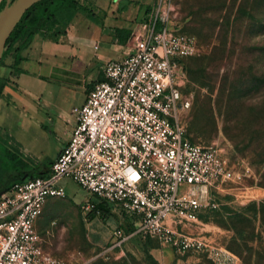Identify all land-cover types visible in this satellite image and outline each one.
Returning <instances> with one entry per match:
<instances>
[{
    "label": "rangeland",
    "instance_id": "rangeland-1",
    "mask_svg": "<svg viewBox=\"0 0 264 264\" xmlns=\"http://www.w3.org/2000/svg\"><path fill=\"white\" fill-rule=\"evenodd\" d=\"M120 1L132 4L144 20L157 2ZM170 13V25L195 35L201 46L199 55L186 60L188 81L183 92L192 101L183 116L188 137L223 149L232 170L231 178L213 189L214 210H203L198 220L174 229L180 239L204 245L180 249L135 233L134 219L124 214L126 241L96 257L107 245L90 244L87 223L92 218L83 210L98 197L71 179L61 181L66 198L48 197L37 228L54 254L67 258L81 252L95 257L93 264H264V0H171ZM95 52L119 58L111 47L89 49L90 56ZM70 64L63 63L55 73L44 69L45 80L33 88L43 94L44 121L40 117L36 123L29 121L19 108H12L6 117L29 152L25 160L33 166L56 157L62 146L60 131L45 118L61 124L75 121L73 109L82 106L95 83L87 78L88 72L68 68ZM102 205L101 222L111 228L107 218L115 206Z\"/></svg>",
    "mask_w": 264,
    "mask_h": 264
},
{
    "label": "built area",
    "instance_id": "built-area-1",
    "mask_svg": "<svg viewBox=\"0 0 264 264\" xmlns=\"http://www.w3.org/2000/svg\"><path fill=\"white\" fill-rule=\"evenodd\" d=\"M171 0H157L133 33L136 44L124 57L102 67V79L75 109L73 133L50 171L19 181L0 194V264H91L81 252L54 254L37 228L48 197L66 198L64 179L98 197L97 203L132 217L135 233L187 249L195 239L174 230L215 207L213 189L232 176L223 149L192 142L183 121L191 98L186 59L201 53L195 35L170 25ZM97 209L96 214H100ZM96 257L122 246L127 236L114 230Z\"/></svg>",
    "mask_w": 264,
    "mask_h": 264
},
{
    "label": "crops",
    "instance_id": "crops-1",
    "mask_svg": "<svg viewBox=\"0 0 264 264\" xmlns=\"http://www.w3.org/2000/svg\"><path fill=\"white\" fill-rule=\"evenodd\" d=\"M4 2L5 0H0V8ZM87 3L102 17V24L92 21L84 14H77L59 40L36 34L30 46L22 51L24 59L19 64H14L15 55L11 52L0 68V76L7 81L0 98V137L10 146L13 145L14 151H18L25 159L29 152L23 148L24 143L14 132V127L5 120L12 108H19L24 116L29 117V121L38 122L39 119H35L36 117H40L41 122L44 121L43 94L33 92V88L39 86L46 78L42 71L47 69L49 73H55L62 69L63 63L70 62L68 68L83 69L84 73H89L87 78L96 82L102 79L103 63L112 58L98 52L90 56L89 49L97 51L100 45L111 47L119 53V58H122L136 44L133 33L141 23L137 20H144V15L141 16L137 8H133L127 1L120 0H90ZM117 29H121L119 35ZM86 99L87 95L85 101ZM75 109L78 108L73 109V114L76 115ZM45 120L54 122L55 128L61 134L62 146L57 157L69 141L77 117L75 121L67 119L64 124L54 121L50 116ZM56 157L47 160L48 162L42 166L43 172L50 171ZM112 212L113 215L107 218L111 228H105L100 215L93 216L87 223L88 241L95 248L109 245L116 227H121L126 232V228H123L126 224L124 213L117 209H113Z\"/></svg>",
    "mask_w": 264,
    "mask_h": 264
},
{
    "label": "trees",
    "instance_id": "trees-1",
    "mask_svg": "<svg viewBox=\"0 0 264 264\" xmlns=\"http://www.w3.org/2000/svg\"><path fill=\"white\" fill-rule=\"evenodd\" d=\"M88 1L90 0H40L32 5L24 13L7 40V48L1 60L0 68L6 56L11 52L15 55L14 64H19L24 59L21 54L22 51L30 46L36 34H42L46 38L59 40L60 36L66 32L70 22L77 14H84L92 21L102 24V17L93 10L87 3ZM6 2L7 0H5L0 11L3 9ZM148 11H150V7ZM120 33L121 29H117V34L119 35ZM6 84L7 81L0 76V98L3 95ZM47 162L48 161H45L43 164L36 166L31 165L18 153V151H14L8 142H5L0 137V171H11L16 174V177L12 181L0 187V192L9 188L16 182L47 174L49 171H42V166ZM214 208L215 207H209L207 210L213 211ZM97 209L104 210V207L101 203L96 204V207L88 216L91 218L95 216ZM200 215L201 212L199 213V216ZM149 257L152 258L151 255H149ZM91 264H93V262Z\"/></svg>",
    "mask_w": 264,
    "mask_h": 264
},
{
    "label": "water",
    "instance_id": "water-1",
    "mask_svg": "<svg viewBox=\"0 0 264 264\" xmlns=\"http://www.w3.org/2000/svg\"><path fill=\"white\" fill-rule=\"evenodd\" d=\"M38 1L40 0H7L5 6L0 11V63L11 33L24 13Z\"/></svg>",
    "mask_w": 264,
    "mask_h": 264
},
{
    "label": "flooded vegetation",
    "instance_id": "flooded-vegetation-1",
    "mask_svg": "<svg viewBox=\"0 0 264 264\" xmlns=\"http://www.w3.org/2000/svg\"><path fill=\"white\" fill-rule=\"evenodd\" d=\"M16 177V174L13 172H1L0 171V187L5 185L6 183L12 181Z\"/></svg>",
    "mask_w": 264,
    "mask_h": 264
}]
</instances>
